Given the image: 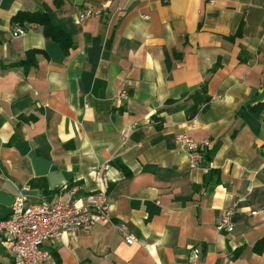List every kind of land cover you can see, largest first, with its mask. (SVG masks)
Masks as SVG:
<instances>
[{
  "label": "crops",
  "instance_id": "0c3cea01",
  "mask_svg": "<svg viewBox=\"0 0 264 264\" xmlns=\"http://www.w3.org/2000/svg\"><path fill=\"white\" fill-rule=\"evenodd\" d=\"M90 6L105 9L81 19ZM34 11L71 35L66 54L14 19ZM180 133L211 141L200 168ZM106 162V220L46 241L43 264H264V0H0V219L21 191H92Z\"/></svg>",
  "mask_w": 264,
  "mask_h": 264
},
{
  "label": "built area",
  "instance_id": "2783aa9c",
  "mask_svg": "<svg viewBox=\"0 0 264 264\" xmlns=\"http://www.w3.org/2000/svg\"><path fill=\"white\" fill-rule=\"evenodd\" d=\"M104 9V6L85 7L79 17L98 16ZM26 32L27 29L17 23L12 34L20 36ZM119 96L125 100L128 93L122 90ZM175 140L186 153L189 169L200 168L205 162L211 141L196 140L185 133L176 135ZM95 173L99 186L82 196L75 197L78 187L68 183L61 185L59 195L52 202L29 201L24 191L14 195L10 212L0 219V239L7 243L13 264H43L49 257L44 246L46 241L56 240L63 233L87 231L106 220L109 207L107 190L111 182L109 163L100 165ZM233 214V206L224 209L216 226L219 231L233 230ZM121 229L126 243H133V237L124 233L125 227Z\"/></svg>",
  "mask_w": 264,
  "mask_h": 264
},
{
  "label": "trees",
  "instance_id": "16d2710c",
  "mask_svg": "<svg viewBox=\"0 0 264 264\" xmlns=\"http://www.w3.org/2000/svg\"><path fill=\"white\" fill-rule=\"evenodd\" d=\"M55 3L58 5L59 0H55ZM14 19L19 23L24 21L27 23H38L43 27V33L45 36L50 37L55 42L59 43L63 54L68 52V48L72 46L71 35L63 30L61 27L55 25L50 19L49 15L44 11H34V12H18ZM35 51H30L29 56L26 60L21 61L20 64L25 70L29 68L30 65H33L35 61L31 60L30 57L34 54ZM201 90L205 92L206 85L201 86ZM207 101V97H204L200 94L193 95V103L195 105L201 104L202 102ZM253 250L256 253H261L264 250V236L257 239L253 245Z\"/></svg>",
  "mask_w": 264,
  "mask_h": 264
}]
</instances>
